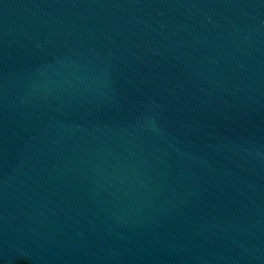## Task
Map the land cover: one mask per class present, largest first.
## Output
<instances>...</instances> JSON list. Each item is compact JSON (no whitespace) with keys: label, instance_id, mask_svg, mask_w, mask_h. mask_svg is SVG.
I'll use <instances>...</instances> for the list:
<instances>
[{"label":"water","instance_id":"95a60500","mask_svg":"<svg viewBox=\"0 0 264 264\" xmlns=\"http://www.w3.org/2000/svg\"><path fill=\"white\" fill-rule=\"evenodd\" d=\"M0 264H264V0H0Z\"/></svg>","mask_w":264,"mask_h":264}]
</instances>
